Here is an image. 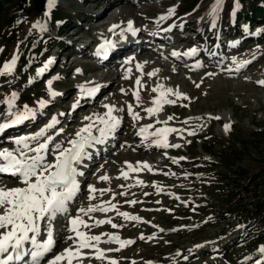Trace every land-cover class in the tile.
Wrapping results in <instances>:
<instances>
[{"label":"rangeland","instance_id":"rangeland-1","mask_svg":"<svg viewBox=\"0 0 264 264\" xmlns=\"http://www.w3.org/2000/svg\"><path fill=\"white\" fill-rule=\"evenodd\" d=\"M31 3L28 0L23 5L24 10ZM214 4L215 0H56L50 11L46 4L42 13L20 18L22 30L39 40L38 57L30 46H25L23 38L9 47L0 42V55L4 53L5 62L14 55L17 57L11 74L0 75V123L8 120L9 109L4 101L12 93L17 95L13 112L27 105L35 114L34 118L0 132V150L15 151L18 147L15 138L34 135L56 117V125L46 132L52 139L44 155L51 162L54 159L52 149L57 145L69 147L67 141L75 139L76 132L89 123L84 119L86 116L102 115L106 111L103 104L123 109L113 112L120 124L110 138L97 146L95 162L81 176L80 190L69 203V211L51 222L53 232L60 236L53 253H61L73 244L66 239L75 236L68 231V221L77 216L80 208L90 204L108 206L106 202L110 201L115 205L113 211H97L87 216L79 213L91 226H81L79 230L99 235L104 241L100 240L96 246L106 251L104 259L88 258L82 264H109L110 260L116 264H256L257 261L264 264V254L258 251L264 247V241L253 242L242 236L241 219L220 216L214 219V214L208 218L200 214L198 207L203 202L200 198L204 191H209L213 185L210 175L195 171V162L200 158L212 160L213 151H217L220 144L230 143L232 139L246 140L254 131L264 130V86L259 83L264 81V20L249 24L246 19H239V9L245 5L240 0H222L215 16L209 14ZM117 6L119 8H115ZM172 8L175 12L169 17L168 10ZM45 11H49L47 17ZM161 16L167 18L161 20ZM38 21L46 26V31L32 27ZM128 21L141 31L143 39H133L124 47L122 41L117 42L124 29L128 39L132 38ZM113 25L118 27L109 31ZM107 40H115L107 49L115 48L116 52L123 47V50L118 54L112 52L102 63L106 58L97 55L94 45L100 47ZM137 42L146 50H135ZM60 44H64V48H59ZM182 47L187 48L179 51ZM191 48H196L197 53L189 61L183 55H171L173 51L183 53ZM25 54L30 55V63L24 68L25 76L19 79L17 63ZM183 58L185 63H182ZM245 60L251 62L236 71L237 62ZM48 61L51 63L43 74L37 76V70ZM137 64L142 66L140 70ZM131 69L135 72L125 78ZM150 72L156 74L149 77ZM210 72L215 75L208 76ZM137 78L141 86L135 84ZM49 80L53 91L58 93L54 98L48 95ZM157 85L179 91L189 99L166 96L165 99L175 100V104H163L157 114L149 116L145 109L155 107L151 101L159 98V93L152 88ZM93 88L97 90L91 95L85 93ZM133 92H138L139 100ZM40 100L46 102L44 108L39 107ZM128 105H132L140 119H132L127 112ZM169 116L172 119L166 125L157 123ZM225 124L231 125L227 133ZM148 125L152 127L141 136L140 128ZM164 127L181 130L164 138L169 145L179 144L180 147L156 146L157 137L151 133ZM193 130L195 134L189 136L188 132ZM97 134L94 129L93 135ZM205 141L211 145V154L202 148ZM29 146L38 145L32 141ZM249 149L248 157L260 159L264 156L263 144L259 148L250 144ZM29 155L35 153L29 152ZM246 158L242 162L245 167L248 166ZM174 160L177 162L173 163ZM141 163H147L151 171L128 167ZM122 172L127 173V178ZM104 175L109 177L107 181L99 179ZM89 185L97 189L91 201L88 199ZM23 186L16 177L0 174V187ZM259 187H264V178ZM100 189L109 191L101 193ZM121 192L125 195H120ZM130 200L138 203L126 202ZM190 207H198V214L188 216L186 210ZM117 211L138 216L140 220H125ZM108 219L120 227L113 229L110 224L96 226L94 223ZM41 222L44 235L48 222ZM110 235L133 243L121 247L119 242H106ZM141 236L145 239H140ZM83 251L89 257L94 255L89 249ZM51 256L52 253L48 254L42 264Z\"/></svg>","mask_w":264,"mask_h":264},{"label":"snow or ice","instance_id":"snow-or-ice-1","mask_svg":"<svg viewBox=\"0 0 264 264\" xmlns=\"http://www.w3.org/2000/svg\"><path fill=\"white\" fill-rule=\"evenodd\" d=\"M48 10L50 11L52 7L55 6L56 0H46ZM222 4V0H215V4L210 10V15H217ZM238 6V5H237ZM49 11L44 12V16L49 15ZM175 9L168 10V16H172ZM167 17L161 16L160 19H166ZM34 29H39V31H46V26L39 21L32 25ZM118 27V25H113L109 31H112ZM215 27V24H213ZM128 31H134L132 21H128ZM111 46V42L107 41L105 44L100 45L97 49V55H103L107 52V47ZM2 51V49H0ZM197 49L191 48L183 53L173 51L171 55L173 57H179L183 55L184 57H192L196 55ZM17 57L14 55L10 61L5 62L2 69H0V75L5 73L11 74L13 68L15 67ZM251 61L245 60L242 62H237L236 71L240 68L246 66ZM51 61H48L43 68L37 70V76L43 74L44 70L48 67ZM141 65L137 64V70L141 69ZM199 67V65H197ZM155 72H150L147 75L149 77L154 76ZM208 76H213L215 73H208ZM127 78V74L125 75ZM259 83L264 86V81H259ZM135 84L141 86V80L136 79ZM199 87V84L196 85ZM48 95L50 97H55L58 95L52 89V81L47 82ZM161 89H163L161 91ZM97 89L93 88L88 91V95L94 93ZM83 92L84 89H81ZM124 92L123 89H121ZM153 92L159 93V98L153 99L151 103L155 107H148L145 109L149 116L155 115L160 111L163 104H175V100L165 99L166 96H175L177 100L183 99L188 100L189 97L180 93L179 91H174L171 88L164 89L162 85H157L152 88ZM133 96L139 100L138 92H133ZM16 93H12L11 97L6 99L4 103L7 105L9 111L7 112V117L10 119L4 123H0V132L5 129L20 124L24 120L34 118L33 109L29 108L27 105L23 109L13 112L14 101L16 100ZM40 108L46 106L44 100L38 101ZM77 105H73L75 108ZM106 111L101 114H93L92 116H86L84 119L89 121L88 124L81 127L75 134V139H69L67 144L69 147H63L57 145L52 149L54 159L49 162L46 160L44 153L48 148V143L51 141V137L46 135L49 129H52L56 123V117H52L51 121L44 127L41 128L32 136H21L14 139V143L18 146L15 151H9L7 149L0 150V174L10 175L16 177L23 187H14L8 189L6 187H0V209H3L0 213V264H15V262L21 261L25 256L30 257L27 264H42V261L52 253L50 259L46 260V264H61L62 261H66L67 264H82L84 259L94 258L97 260H102L105 258V250H101L96 245L100 242L101 237L99 235H88L85 232L80 231V227L89 228L91 227L86 221H84L79 213L88 215L97 211L107 213L109 211L115 210V205L111 202H106L108 206L101 205H89L87 208H80L78 214L75 217L69 219L68 231L74 233L75 236H68L67 240H72L73 244L66 247L61 253H53V249L56 244L54 238L51 222L56 219L58 215L66 214L68 209V204L73 201L76 197L78 191L80 190V184L78 182V177L83 176L84 173L78 170V165L86 159H90V154L86 149L93 147L95 144H100L105 141V138L110 136L115 129L120 124V119L113 115L115 111H123L121 108H117L112 104L102 105ZM185 107L187 105H184ZM128 114L133 120L140 119L137 113L133 112L132 105L127 107ZM63 115V114H61ZM211 119H220V117H210ZM172 119L171 116L164 121H157V123L167 124L168 121ZM200 119V118H197ZM188 123V121H184ZM151 125L141 127L139 134L144 136L147 133L148 128ZM224 131L227 133L231 129L230 124H225ZM95 129L99 135H93V130ZM181 130L175 128L164 127L157 129L152 136L157 137L155 144L157 147H180L179 144L169 145L164 139L167 134L175 133ZM195 130L189 131L188 135H194ZM36 141L37 147L31 148L29 146L30 142ZM29 152L35 153V155H29ZM183 159V158H181ZM177 161H173L176 163ZM130 170L133 169L131 165H128ZM143 168H147L151 171V168L147 163L142 164ZM121 175L127 178V173L122 172ZM100 180L107 181L109 177L107 175L99 177ZM138 184H143L142 181H137ZM131 187V186H129ZM95 189L92 185L88 186L89 201L93 200L95 197ZM101 193L109 191L108 189H100ZM120 195H125L121 192ZM147 195V194H146ZM129 204L138 203L137 200L126 201ZM117 215L123 217L128 221H139L138 216L130 215L127 212L117 211ZM91 219V217H89ZM41 221L48 222V228L46 234L42 240H38L37 237L41 234ZM96 226L103 224H110L113 229L120 227L115 223H112L110 219L108 220H96ZM107 235V234H106ZM140 239H145L143 236ZM151 239V238H150ZM106 242H119L121 247L130 245L133 243L132 240H123L116 235L108 236ZM26 244H30L31 247L25 248ZM196 247H203V245H197ZM89 249L93 256L89 257L83 250ZM118 251L119 249H115ZM261 254H264V247L258 250ZM177 255H180L178 252ZM187 259V257H185ZM109 264H116V261L110 260ZM256 264H260L259 261Z\"/></svg>","mask_w":264,"mask_h":264},{"label":"trees","instance_id":"trees-1","mask_svg":"<svg viewBox=\"0 0 264 264\" xmlns=\"http://www.w3.org/2000/svg\"><path fill=\"white\" fill-rule=\"evenodd\" d=\"M27 1H0V38L4 39H0V42L8 44L9 47L18 41V38H23L25 46H30L35 57H38L37 55L40 54L38 52L39 40L36 41L32 33L23 31L19 25L21 17L27 18L35 15L32 4L24 10L23 5ZM240 1L245 5L239 9L237 14L239 19L244 18L251 24L254 21L264 20V0ZM22 10H24L23 13H21ZM58 46L64 48V44ZM29 56L25 54L19 58L18 71H16L19 79L25 76L24 68L29 66ZM5 60L6 56L2 53L0 55L1 66L4 65ZM250 144L255 148H259L261 144L264 145V130L254 131L246 140L232 139L230 143L220 144L217 151L210 149L211 145L205 141L202 148L206 153L211 154L213 151V159L200 158L193 168L196 172L204 171L210 175L211 185H213L209 191H204L200 198L203 201L198 206L202 212L200 214L208 218V215L214 214L215 216H212L214 219L219 216L241 219L242 236L253 242H260L264 241V187H259L261 179L264 178V156L260 159L248 157ZM244 157H247L248 166L246 167L242 163ZM198 207L187 209L188 216L191 213L198 214L196 211Z\"/></svg>","mask_w":264,"mask_h":264},{"label":"bare ground","instance_id":"bare-ground-1","mask_svg":"<svg viewBox=\"0 0 264 264\" xmlns=\"http://www.w3.org/2000/svg\"><path fill=\"white\" fill-rule=\"evenodd\" d=\"M115 8H119V6H117V7H115ZM133 29H134V27H133ZM127 30H123L122 31V33L120 34V40L117 42V43H120L121 41H122V45L124 46V47H127L128 45H129V43H130V41H131V39H128L129 37H128V34H127V32H126ZM141 35V34H140ZM140 35L137 37V38H140V39H143L142 37H140ZM143 36V35H142ZM133 39L135 40V41H137V39H136V37L135 36H133ZM147 40L146 41H150L149 40V38H146ZM108 41V40H107ZM106 41V42H107ZM112 43H115V40L114 41H111V44ZM134 43V42H133ZM143 43V42H142ZM112 46V45H111ZM135 46V50H140V51H142V49H143V47L137 42V44H135L134 45ZM94 47L95 48H99V46L97 47V45H96V43H95V45H94ZM187 47H182V48H180L179 49V51H182V50H185ZM96 49V50H97ZM114 50H115V48H108L107 49V52L105 53V54H103L101 57L102 58H106V59H103L102 60V63H105V61L108 59V57H110L111 56V53L113 52V53H116V54H118L119 52H121L122 50H123V47H120V48H118L117 50H116V52H114ZM144 50H146V49H143V51ZM186 58V57H185ZM185 58H183V59H185ZM180 59H182V58H180ZM135 71L133 70V69H131V70H129L126 74L127 75H129L130 74V76H132L133 75V73H134ZM95 87H97V86H95ZM184 89V88H183ZM85 93H88V92H85ZM110 102V101H109ZM116 107H117V105H115ZM221 115V114H220ZM10 118L8 117V120H9ZM99 135V133L97 134V136ZM111 136V135H110ZM110 136H108L107 138H110ZM107 138H105V139H107ZM110 140V139H109ZM101 144V143H100ZM99 144H95L93 147H91V148H88V149H86V151L90 154V159H86V160H84V161H82V163L80 164V165H78L77 167H78V170L79 171H82L83 173H85L86 171H88V169H89V166H92V163H94L93 162V160L95 159V157H96V154H97V146H98ZM118 154V153H117ZM119 155V154H118ZM127 157V156H126ZM128 158V157H127ZM142 164L143 163H141V164H139L138 166L137 165H135L133 168H143L142 167ZM132 166V165H131ZM82 177L80 176V177H78L77 179H78V182H80V179H81ZM131 178V177H130ZM84 181V180H83ZM128 181V180H127ZM82 183V182H81ZM77 197V196H76ZM75 197V198H76ZM69 205V204H68ZM3 209H0V211H2ZM58 216H63V215H58ZM57 216V217H58ZM40 226H42V222H40ZM53 234H54V238L57 240H59V238H60V236H58V235H56L54 232H53ZM44 236H45V234L44 235H42V234H40V236H38L37 237V239L38 240H42L43 238H44ZM29 247H31V245L30 244H26L25 245V248H29ZM98 248H100L101 250H103V248H101L100 246H97ZM28 260H29V257H27V256H25L21 261H19V262H15V264H27V262H28Z\"/></svg>","mask_w":264,"mask_h":264},{"label":"water","instance_id":"water-1","mask_svg":"<svg viewBox=\"0 0 264 264\" xmlns=\"http://www.w3.org/2000/svg\"><path fill=\"white\" fill-rule=\"evenodd\" d=\"M36 13H42L46 7V0H31Z\"/></svg>","mask_w":264,"mask_h":264}]
</instances>
